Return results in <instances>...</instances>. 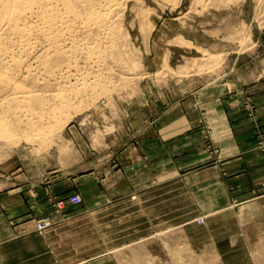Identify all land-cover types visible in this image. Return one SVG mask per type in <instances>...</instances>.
Segmentation results:
<instances>
[{
  "label": "rangeland",
  "instance_id": "1",
  "mask_svg": "<svg viewBox=\"0 0 264 264\" xmlns=\"http://www.w3.org/2000/svg\"><path fill=\"white\" fill-rule=\"evenodd\" d=\"M119 1L112 15L102 11L111 15L116 26L111 34L116 35L103 31L99 37L85 36V41L77 32L79 23L70 22L77 29L70 31L86 45L95 44V37L104 41H100L103 55L94 54L88 61L84 46L75 44L71 56L68 52L69 57L51 59L52 63L56 59L55 71L38 65L32 57L35 54L24 58L32 74L24 77L26 87L32 88L41 76L37 81L44 82L36 87L37 92L56 91L58 82L75 89L70 91V104L51 118L54 122L39 120L37 129L35 115L20 106V112L12 107L7 119L0 117L5 121L2 126L0 120V244L13 241L0 250V264H264V200L257 198L264 193V178L257 187L258 183H252L250 196H232L236 198L219 209L237 214L244 225L241 232L238 220H217L224 227L220 232L214 228V240L224 241L229 233L240 232L235 234L239 236L232 246L235 249L220 252L222 256L190 244L176 226L183 220H156L159 210L164 214L180 207L167 194L168 182L163 181L178 172L184 177L195 168L193 164L216 160V143L225 142L214 139L206 119L198 125L202 129L197 135L192 131L196 125L185 118L207 117L211 115L207 111L233 118L240 146L251 149L253 159L264 164V0ZM65 34L70 42L69 32ZM45 46L43 41L35 53ZM50 72L56 75L51 74L54 79ZM84 84L87 91L73 93ZM42 126L51 129L41 133ZM246 132L249 138L244 139ZM172 134L180 140L169 139ZM202 148L211 156L194 162ZM73 195H79L80 202L67 204ZM68 212L74 214L69 217ZM45 215L52 224L38 230L36 223ZM170 215H181L180 209ZM55 217L69 226L51 235ZM186 222L203 225L204 216ZM189 229L194 239L203 236L196 228ZM44 238L52 247L45 258H38L35 250L42 248Z\"/></svg>",
  "mask_w": 264,
  "mask_h": 264
},
{
  "label": "bare ground",
  "instance_id": "2",
  "mask_svg": "<svg viewBox=\"0 0 264 264\" xmlns=\"http://www.w3.org/2000/svg\"><path fill=\"white\" fill-rule=\"evenodd\" d=\"M122 1V0H121ZM119 0H0V117H4L3 119H7L5 117H7L6 115H9L12 111L11 108L12 107H18L17 110L19 111L20 109H24L25 111H30L31 114H34L35 118L37 119V123H35L36 119L32 122L35 126L39 123V120L41 121H49V119H51L52 117L54 118L55 114H57V110L61 111V107L63 109V106H67L66 104H70V102L72 101L71 98V92L73 89V85H62V83L60 84L58 82V84L56 85V91H53L49 94L46 93H42V92H37L35 89L37 86H39V83H43L44 80H42V82L37 81L39 76L37 79H33V83L34 86L32 88L26 87L24 84V77H28L32 76L31 71H29L30 64L27 66L24 65L23 62L24 58H30L31 55L35 54L34 57L35 60L37 59L38 65L41 64L40 66H42L45 70H49V69H55L53 68V65L57 64H53L54 62H56V59H54L53 63H52V58H65V56L69 57V53L70 52V56L73 54L71 52H74L72 48L75 44L74 47H78L79 45L81 47L84 46V48L86 49V53L88 56H90V60L88 59V61H91V57L94 54H104V52H101V44L104 42H102L98 37V34L100 32L106 33V34H111V32L115 31L114 28H116L115 26V22H113L112 20H110V18L108 17L109 15L105 16L104 13H102L103 10L110 12L112 11V9H114L115 7L118 8L119 6ZM114 6V7H113ZM120 8V7H119ZM131 8V7H130ZM136 8V7H135ZM134 9V8H133ZM120 10V9H119ZM124 10V9H123ZM122 10V11H123ZM131 10V9H130ZM140 11V10H139ZM136 12V11H135ZM142 12V11H141ZM111 13V12H110ZM123 13V12H122ZM147 14V13H146ZM112 15V13H111ZM110 15V16H111ZM122 15V14H121ZM140 15V14H139ZM141 16V15H140ZM119 18V17H118ZM116 19V18H115ZM122 20V19H121ZM118 21V20H117ZM70 22H74V24L79 23V27H81L80 29H78L77 32H79V37L83 38L85 36H93V35H97L98 37L94 38V40H96L95 44L93 45H86L88 44V42L83 43L82 40H79L80 38H78L77 34L72 33L74 32L73 30L75 29L74 27H72ZM123 22V21H122ZM118 23V22H117ZM73 24V25H74ZM121 24V23H120ZM123 24V23H122ZM71 27V28H70ZM120 27V25H119ZM74 28V29H73ZM71 29V31H70ZM69 32L70 35V42H67L66 39L63 37V35ZM77 29H75L76 31ZM65 31V33H64ZM76 32V33H77ZM116 33V32H115ZM122 33V32H121ZM66 35V34H65ZM112 35V34H111ZM116 35V34H113ZM112 35V36H113ZM119 35V34H118ZM117 35V36H118ZM67 36V35H66ZM89 36V37H90ZM102 36V35H101ZM106 38L108 35H105ZM116 36V37H117ZM122 36V35H121ZM103 37V36H102ZM87 37L84 38V40ZM101 38V37H100ZM112 38L111 37V42H112ZM126 38V37H123ZM115 40V38H113ZM69 40V39H68ZM83 40V41H84ZM89 40V39H88ZM93 40V39H92ZM93 40V42H94ZM104 40V39H102ZM118 40V39H117ZM120 40V39H119ZM43 41H45L46 46L39 51L35 53V50L37 48V46L42 43ZM87 41V40H85ZM84 41V42H85ZM100 41L102 43H100ZM107 43L110 41H107V39L105 40ZM125 41V40H124ZM91 42V41H90ZM111 42L107 45L109 47H111L112 45H114V43L112 45ZM105 43V42H104ZM106 43V44H107ZM125 44V43H124ZM122 45V44H121ZM104 46V45H103ZM106 46V45H105ZM115 46V45H114ZM117 46V45H116ZM119 46V45H118ZM80 47V48H81ZM107 48V47H106ZM112 48V47H111ZM124 48V46H123ZM122 48V49H123ZM77 49V48H76ZM79 49V48H78ZM104 49V48H103ZM125 49V48H124ZM123 49V50H124ZM71 50V51H70ZM75 50V49H74ZM82 50V48H81ZM110 50V49H109ZM85 51V50H84ZM107 51V50H106ZM120 51V50H119ZM122 51V50H121ZM80 52V51H79ZM68 53V55H67ZM76 55L78 52H75ZM129 53V52H128ZM117 54V53H116ZM127 54V53H126ZM125 54V55H126ZM81 55V54H80ZM106 55V54H105ZM104 55V56H105ZM111 55V54H109ZM87 56V57H88ZM108 56V55H107ZM122 56V55H121ZM86 57V59H87ZM94 57V56H93ZM96 57H98L96 55ZM209 57V56H208ZM110 58V57H109ZM119 58V57H118ZM207 58V57H206ZM73 59V57H72ZM71 59V60H72ZM77 59V58H76ZM79 59V57H78ZM96 59V58H95ZM28 60V59H27ZM75 60V59H74ZM109 60V59H108ZM111 60H114L113 58ZM213 60V59H212ZM30 61V60H29ZM28 61V62H29ZM33 61V60H31ZM30 61V62H31ZM69 61V58H68ZM66 61V62H68ZM76 61V60H75ZM78 61V60H77ZM86 61V60H85ZM95 61V60H94ZM106 61V60H105ZM103 61V62H105ZM116 61V59H115ZM125 61V60H124ZM123 61V62H124ZM27 62V63H28ZM29 62V63H30ZM35 62V61H34ZM40 62V63H39ZM62 62V61H61ZM100 62V61H99ZM109 62V61H108ZM118 62V61H117ZM120 62V61H119ZM216 62V60H215ZM36 63V62H35ZM58 63H60L58 61ZM65 63V62H64ZM64 63L62 66H64ZM70 64V62H68ZM86 64V62H84ZM110 63V62H109ZM121 63V62H120ZM210 63V62H209ZM32 64V63H31ZM67 64V65H69ZM116 64V62H115ZM114 64V65H115ZM123 64V63H122ZM37 65V63H36ZM61 65V64H60ZM57 65V66H60ZM74 65V64H73ZM72 65V66H73ZM76 65V64H75ZM101 65V64H100ZM125 67V64H123ZM210 65H212L210 63ZM56 66V67H57ZM70 66V65H69ZM92 66V65H91ZM98 66V65H97ZM103 66V65H102ZM107 66V65H106ZM117 66V65H115ZM32 67H35L34 65ZM31 67V68H32ZM71 67V66H70ZM69 67V68H70ZM80 67V66H79ZM89 67V66H88ZM87 67V68H88ZM111 68V65L109 66ZM123 67V68H124ZM209 67V65L207 66ZM213 67V66H212ZM37 68V67H36ZM64 68V67H63ZM68 68V67H66ZM73 68V67H72ZM77 68V66L75 67ZM90 68V67H89ZM102 68V67H101ZM107 68V67H105ZM118 68V66H117ZM43 69V71H44ZM58 70H60L58 73L60 74V72L62 71L61 68H57ZM71 69V68H70ZM95 69V68H94ZM97 69V68H96ZM103 69V68H102ZM114 69V68H113ZM127 69V68H125ZM193 69V68H192ZM208 69V68H207ZM15 70V71H14ZM23 70H26V74L25 76L23 75ZM31 70V69H30ZM33 70V69H32ZM42 70V69H41ZM121 70V69H120ZM123 70V69H122ZM185 70V69H184ZM187 70V69H186ZM198 70V69H197ZM202 70V69H201ZM209 70V69H208ZM35 71V70H34ZM55 71V70H54ZM86 71V70H85ZM84 71V72H85ZM100 71V70H99ZM189 71V70H188ZM41 72V71H40ZM68 72V74L70 73V71H63ZM78 72V71H77ZM89 72V71H88ZM98 71H96L97 73ZM102 72V71H101ZM200 72V71H199ZM33 73V72H32ZM42 73V72H41ZM40 73V74H41ZM90 73V72H89ZM99 73V72H98ZM97 73V74H98ZM111 73V72H110ZM114 73V72H113ZM122 73V72H121ZM186 73V72H184ZM16 74V75H15ZM43 74V73H42ZM48 74V72H47ZM53 74L52 72H50L49 76ZM68 74H66L68 76ZM72 74V73H71ZM74 74V73H73ZM72 74V75H73ZM88 74V73H87ZM93 74V73H92ZM106 74V73H105ZM128 74V73H127ZM20 76L21 78H18L17 76ZM22 75V76H21ZM39 75V74H38ZM55 75V74H53ZM63 75V74H61ZM70 75V74H69ZM71 75V76H72ZM99 75V74H98ZM96 75V76H98ZM104 75V73L102 74ZM125 75V74H124ZM180 75V74H179ZM187 75V74H186ZM191 75V74H190ZM56 76V75H55ZM60 76V75H59ZM77 76V75H76ZM83 76V75H82ZM81 76V77H82ZM113 76H117L116 74ZM63 77V76H62ZM74 77V76H73ZM72 77V78H73ZM80 77V78H81ZM88 77V76H87ZM93 77V76H92ZM102 77V76H101ZM110 77V76H109ZM108 77V78H109ZM112 77V76H111ZM120 77V76H119ZM118 77V78H119ZM43 78L45 79V77L43 76ZM48 78V77H47ZM50 78H53V76L51 75ZM66 78V77H65ZM62 79V80H65ZM69 78V77H68ZM71 78V77H70ZM86 78V77H85ZM90 78V77H89ZM54 79V78H53ZM84 79V77H83ZM97 79V78H95ZM40 80V79H39ZM75 80V79H74ZM79 80V79H77ZM76 80V81H77ZM99 80V78H98ZM118 80V79H116ZM52 81V80H51ZM54 81V80H53ZM82 81V80H81ZM93 81V80H92ZM91 81V82H92ZM48 82V81H47ZM66 82V81H64ZM68 82V79H67ZM75 82V81H74ZM83 82V81H82ZM81 82V83H82ZM94 82V81H93ZM92 82V83H93ZM96 82V81H95ZM94 82V84H95ZM102 82V81H101ZM73 83V81H72ZM71 83V84H72ZM85 83V82H84ZM90 85V82H88ZM70 84V83H69ZM74 84V83H73ZM80 84V82H79ZM83 84V83H82ZM87 84V83H85ZM82 86L81 88H77L78 90L73 91V93L75 94L77 91H81L84 89H86L87 87ZM109 84V83H108ZM46 85V84H45ZM49 84H47L48 86ZM98 85H101L98 83ZM55 86V84H54ZM72 86V87H71ZM76 86V85H74ZM97 86V85H96ZM110 86V85H108ZM50 87V86H49ZM80 87V86H79ZM93 87V85H92ZM100 87V86H99ZM104 87V86H103ZM98 88V87H97ZM46 89V88H45ZM48 90V89H47ZM47 90L45 92H47ZM50 90V89H49ZM48 90V92H49ZM68 90V92L66 91ZM102 90V89H101ZM106 90V89H104ZM42 91V90H41ZM64 91H66L64 93ZM87 91V89H86ZM89 91V90H88ZM91 91V89H90ZM47 92V93H48ZM96 92V91H95ZM92 93V92H91ZM78 94V93H77ZM76 94V95H77ZM80 94V92H79ZM102 94V93H101ZM83 95V94H82ZM79 96V95H77ZM76 96V97H77ZM81 96V95H80ZM86 96V95H85ZM90 96V95H89ZM97 96V95H96ZM50 97V98H49ZM92 97V96H91ZM85 98V102H86V97ZM90 98V97H89ZM88 98V99H89ZM93 98V97H92ZM48 99H53L52 101L48 100ZM77 99V98H76ZM74 99V100H76ZM71 100V101H70ZM82 98H81V103H82ZM75 102V101H74ZM80 102V101H79ZM84 102V103H85ZM88 102V101H87ZM80 103V104H81ZM83 103V106H84ZM68 104V105H69ZM48 105V106H45ZM74 105V104H73ZM72 105V106H73ZM77 105V104H76ZM71 106V105H70ZM80 106V105H79ZM46 107V110H45ZM64 107V109H65ZM75 107V105L73 106ZM37 108H40V110L38 111ZM44 108V110H43ZM70 108V107H67ZM72 108V107H71ZM80 108V107H79ZM14 109V108H12ZM37 111H36V110ZM76 109V108H75ZM15 109V112L17 111ZM23 110V111H24ZM43 110V111H42ZM68 110V109H67ZM78 110V109H76ZM75 110V111H76ZM21 111V110H20ZM19 111V112H20ZM35 111V112H34ZM46 111V112H45ZM64 111V110H62ZM62 111L60 112V114L62 113ZM69 111V110H68ZM14 112V113H15ZM73 112V111H72ZM22 113V112H21ZM27 113V114H28ZM29 113V115H30ZM47 113V114H45ZM68 113V112H67ZM66 113V114H67ZM59 114V113H58ZM59 114V115H60ZM65 115V114H63ZM69 115V114H68ZM68 115H65L66 117ZM17 116V114H16ZM25 116V115H24ZM33 116V115H31ZM30 116V117H31ZM58 116V115H56ZM63 116V117H65ZM29 117V116H28ZM33 117V118H34ZM71 117V116H68ZM21 118V117H20ZM25 118V117H24ZM57 118V117H56ZM2 119V120H3ZM26 119V118H25ZM46 119V120H43ZM48 119V120H47ZM55 119V118H54ZM62 119V118H61ZM59 119V120H61ZM69 119V118H67ZM1 120V119H0ZM1 120V121H2ZM22 120V119H21ZM28 118L26 119V121L28 122ZM30 120H32L30 118ZM29 120V121H30ZM53 120V119H51ZM63 121L65 119H62ZM23 121V120H22ZM57 121V119H56ZM62 121V122H63ZM68 121V120H67ZM5 122L4 120L1 122V124ZM10 122V121H9ZM21 122V121H20ZM54 122V120H53ZM26 122H24L25 124ZM0 124V125H1ZM8 124V123H7ZM23 124V123H22ZM47 124V122H46ZM56 124V122H55ZM60 124V122H59ZM6 125V123L4 124ZM27 125V124H25ZM31 125V123L29 124ZM53 125V124H52ZM61 125V124H60ZM3 126V124H2ZM39 126V125H37ZM36 126L35 129H37L38 127ZM50 126V125H49ZM54 126V125H53ZM52 126V128H53ZM57 126V125H56ZM12 127V125H11ZM30 129V126H28ZM32 128H34L33 126H31ZM42 126L40 128L39 131H41L42 133V129L43 131L45 129H51L50 127L48 128ZM60 126H58L59 128ZM2 128V127H0ZM4 128V127H3ZM7 129V127H5ZM4 128V129H5ZM4 129H1L2 131ZM5 129V130H6ZM9 129V128H8ZM16 129V128H15ZM54 129V128H53ZM52 129V130H53ZM10 130V129H9ZM57 130V129H56ZM11 131V130H10ZM27 131V130H26ZM54 131V130H53ZM60 131V129L58 130ZM113 131V130H112ZM4 132V131H3ZM38 132V131H37ZM56 132V131H55ZM7 133V132H6ZM5 133V134H6ZM10 133V132H9ZM14 133V132H13ZM46 133V132H45ZM5 134H3L4 136H6ZM12 134V132H11ZM36 134V132L34 133ZM34 134H32L34 136ZM39 134V132H38ZM53 134V133H52ZM52 134H50V130H49V135L51 136ZM0 138H2V134H0ZM8 135V134H7ZM14 134H12L11 136H13ZM16 135V134H15ZM9 137V136H8ZM15 137V136H13ZM4 138H7L4 137ZM38 138V137H37ZM40 138V137H39ZM11 139V138H10ZM10 141V140H9ZM8 141V142H9ZM5 143V142H4ZM181 250V249H180ZM142 262V261H141ZM180 263V262H179Z\"/></svg>",
  "mask_w": 264,
  "mask_h": 264
},
{
  "label": "crops",
  "instance_id": "3",
  "mask_svg": "<svg viewBox=\"0 0 264 264\" xmlns=\"http://www.w3.org/2000/svg\"><path fill=\"white\" fill-rule=\"evenodd\" d=\"M207 113H211V115H208L207 117H197L195 119L191 117L184 118L186 122L189 120V123L196 125V127H194L195 129L192 131L194 132L196 130L197 135L201 134L202 129L201 126L198 125L203 123V120L206 119V122L210 125L212 130V136L214 139L218 141H225L223 143H216L219 150L217 153V159L208 163L201 162L204 161L206 157L211 156H209L208 153H206L202 148L200 149L201 151L197 152L194 162H201L203 164L197 163L194 165L192 163L195 168L192 169V167L190 170H188L184 177L180 172H178L179 174L177 173L175 177L171 175L170 179L163 181L165 183L168 182L166 185L167 194L171 195L172 198L174 197L177 200L176 202L178 205H180V207L174 211L180 209L181 215H170L172 212H174L173 210H165V213L162 214V210H159L158 213H160V215L157 213L156 220H183V222H179L176 224V226L181 227L190 244L198 245L200 247H196L198 250L212 251L218 253L219 256H222L220 252L224 253L235 249L232 246L235 244L234 241L239 238V236L235 234H240V232H237H242L244 225L243 222H240L241 218L235 217L237 214L226 212L221 213L222 211L219 209L222 205L230 203V199L233 200L236 197V199H243L250 196L252 194V183H258L256 185L257 187L260 184L261 179L264 178V164L261 165L258 161L253 159V153L251 149L240 146V143L237 141L233 118L225 116L224 114L221 115L222 112L215 114L213 111H207ZM183 134H181V137H183ZM175 137L176 135L173 136L172 134L169 139H173L172 141L180 140V136L176 138ZM247 138H249V136L246 132L244 139ZM213 156L216 155L214 154ZM170 162L173 163L174 161L170 160ZM232 196L236 197L233 198ZM257 198L264 200V193L257 195ZM154 203V208L158 210V201ZM68 214L70 217V214L74 213L68 212ZM202 215L204 216L203 225H194L196 227L187 225L188 222H186V220L192 219L193 221L195 217ZM229 219L238 220V231H236L234 234L229 233L226 235L224 241H220L219 239L218 241L217 239L214 240L213 236H215L216 233L214 228H219L218 232H220V229L224 227V225L218 221ZM61 221L62 219L55 217L53 226L49 229V232H52L51 235H56V231H60L69 226L68 224L66 226L65 223L67 222L64 220V222ZM189 228H196L198 233L203 236L200 235L201 237L198 236L197 239H194L191 235L192 230ZM43 241L44 243L42 248L35 250L38 254L36 256H39L38 258H45L44 254L49 251L48 247H52V243L48 244L45 238ZM210 242H213V246L207 247L206 244H210ZM12 244L13 241L11 240L3 241V243L0 244V250L9 248ZM222 244L226 245V247H222ZM30 250L32 251V249ZM26 253L28 255L29 253L32 254L30 251H27Z\"/></svg>",
  "mask_w": 264,
  "mask_h": 264
},
{
  "label": "built area",
  "instance_id": "4",
  "mask_svg": "<svg viewBox=\"0 0 264 264\" xmlns=\"http://www.w3.org/2000/svg\"><path fill=\"white\" fill-rule=\"evenodd\" d=\"M78 202H80L79 195H73L66 201L67 204H69V203L74 204V203H78ZM60 204H63V202H60ZM200 222H202V220H200ZM36 224H37L38 230H44V229L48 228L49 226H51V224H52L51 217L49 215H45V216L41 217L40 219H38Z\"/></svg>",
  "mask_w": 264,
  "mask_h": 264
}]
</instances>
